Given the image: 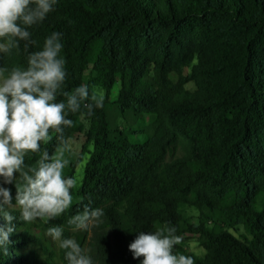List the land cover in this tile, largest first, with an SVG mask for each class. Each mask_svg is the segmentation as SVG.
I'll return each instance as SVG.
<instances>
[{
	"label": "trees",
	"instance_id": "obj_1",
	"mask_svg": "<svg viewBox=\"0 0 264 264\" xmlns=\"http://www.w3.org/2000/svg\"><path fill=\"white\" fill-rule=\"evenodd\" d=\"M26 30L28 41L0 52V68H26L57 32L66 72L57 102L82 85L104 98L90 115L66 112L63 137L84 140L64 177L85 162L72 205L45 229L62 226L69 238L68 220L88 205L104 215L75 240L93 264H141L129 245L165 224L182 237L174 252L194 264H264V0H56ZM49 134L26 168L60 146L61 134ZM0 187L14 204L15 184ZM11 211L0 264H67Z\"/></svg>",
	"mask_w": 264,
	"mask_h": 264
},
{
	"label": "clouds",
	"instance_id": "obj_2",
	"mask_svg": "<svg viewBox=\"0 0 264 264\" xmlns=\"http://www.w3.org/2000/svg\"><path fill=\"white\" fill-rule=\"evenodd\" d=\"M55 3L56 0H0V52L8 53L19 48V41H28L30 33L26 29L43 21ZM60 38L57 32L48 36L42 50L28 55L26 68H0V178L3 184L14 183L16 189L13 204L11 191L0 187V216L6 222L0 226V247L5 251L17 219L12 209L18 210L21 221L31 223L37 219L52 220L70 208V190L76 187V180L63 174L70 162L65 157L68 142L62 135L63 127L73 124L66 112L76 113L83 107L90 115L93 108L103 107V96L89 97L87 85L63 92L66 103L57 102L66 78ZM50 130L61 134L60 146L52 155L45 151L36 167L26 168V154L39 152L41 143L52 139ZM103 215L102 209L85 205L68 224L88 230ZM63 232L62 226H53L46 234L59 242L67 264H93L75 239L62 238ZM181 242L176 228L165 224L154 232H139L129 251L134 259L142 258L141 264H194L190 256L174 252V246Z\"/></svg>",
	"mask_w": 264,
	"mask_h": 264
},
{
	"label": "rangeland",
	"instance_id": "obj_3",
	"mask_svg": "<svg viewBox=\"0 0 264 264\" xmlns=\"http://www.w3.org/2000/svg\"><path fill=\"white\" fill-rule=\"evenodd\" d=\"M172 78L175 79V75H172ZM119 82H116L111 93V99H116V96L119 91ZM186 88L188 90H193L194 85L193 83H188L186 84ZM98 95H102V92H98ZM144 121L147 122V116L145 117ZM84 137L79 135L76 137H69L66 141L67 146L65 150V157L69 160L73 158L81 149V145L83 143ZM85 160H83L81 163H79L75 169V180H76V185L79 184L80 179H81V173H82V168ZM0 185H3L2 183V178H0ZM186 211L190 214H196V211H194L191 208H186ZM29 227L32 229V233L38 235L42 241V244L47 246L50 250L55 251L57 253L58 251V241H53L51 237H49L46 232L47 229H45V220L37 219L31 223H28ZM78 231V229H71L69 231V238L75 239V233ZM63 238V237H62ZM187 249L195 254H201L202 249L198 247L196 242H191L188 244Z\"/></svg>",
	"mask_w": 264,
	"mask_h": 264
}]
</instances>
